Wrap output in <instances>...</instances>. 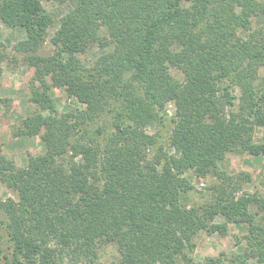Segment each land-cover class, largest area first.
Returning <instances> with one entry per match:
<instances>
[{"label":"trees","instance_id":"obj_1","mask_svg":"<svg viewBox=\"0 0 264 264\" xmlns=\"http://www.w3.org/2000/svg\"><path fill=\"white\" fill-rule=\"evenodd\" d=\"M75 2L51 39L56 51H66L68 56L51 58V69L67 83L75 72L71 53L83 51L95 39L96 21L110 19L118 42L114 51H136L128 80L135 82L124 90L127 95L113 91L126 98L127 114L120 116L108 138L79 144L75 134L81 128L68 130L72 127L65 119L68 114L58 113L47 95L50 85L40 79L45 87L42 92L34 89L33 95L42 109L49 110L22 124L25 133L44 130L41 138L46 151L29 155L22 170L0 157V177L16 192V198L0 202V264H96L101 242L114 243L118 252L115 259L101 264H179L183 260L196 264L191 262L197 231L224 233L227 223L241 221L249 228L246 247L230 264H248L249 256L254 264H264V205L251 211L252 195L242 191L235 196L241 190L236 180L248 181L250 174L240 173L235 180L218 165L236 147L252 154L262 151L252 141V132L264 125V85L255 89L254 71L231 65L249 55L264 64V43L259 42L260 48L253 43L258 31L252 26V17L264 13V0ZM0 20L26 32V38L15 45L20 51L38 50L51 23L41 0H0ZM112 20L121 27L116 29ZM241 30L244 36L237 33ZM176 44L178 49H173ZM253 51L262 52L255 55ZM163 59L182 70L181 81L169 76ZM157 61L161 73H156L158 66L152 68ZM35 66L39 65L35 62ZM157 82L160 87L155 86ZM70 87V94L88 104L91 96L96 97L93 88L86 91L73 83ZM238 88L239 95L229 91ZM136 95L143 97L130 99ZM166 100L174 101L173 117L150 114L153 105L161 107ZM152 116L158 139L151 143L161 149L159 143L166 142L172 125L170 145L183 157L165 154L148 159L137 134ZM89 125L96 136H103L99 121ZM182 165L193 168L200 178H216L209 187L211 202H183L192 184L176 173ZM257 213L261 214L258 220ZM217 215L224 221L215 223Z\"/></svg>","mask_w":264,"mask_h":264},{"label":"rangeland","instance_id":"obj_2","mask_svg":"<svg viewBox=\"0 0 264 264\" xmlns=\"http://www.w3.org/2000/svg\"><path fill=\"white\" fill-rule=\"evenodd\" d=\"M75 1L41 0L42 7L51 17V23L47 27L44 44L36 51L16 50L15 45L26 38V32L19 26H10L0 20V50L3 53V57L0 59V157H5L19 170L26 168L29 155L42 154L46 151V144L41 138L44 130L41 128L37 133H25L22 124L27 118L38 113L46 114L45 111L49 110L48 108L42 109L33 95L34 89L42 92L45 87L40 79L43 78L45 83L50 85L47 95L55 103L58 113L68 114L65 119H69L67 123L72 126L68 130L76 132L77 129L81 128L75 134V138H77L75 142L79 144H94L95 141H103L104 137L108 138L116 122L121 121L120 116L127 114L124 111L127 104L126 98L120 93L115 95L113 91L116 89L118 92H124V90L129 89L131 83L135 82L133 78L131 81L128 80L129 75L132 74V69H134L136 51H114L118 47V42L112 34L110 19L96 21L95 39L90 41L83 51L71 53L75 59V72L67 83L61 79L58 80L59 76H55L54 73L56 72L51 69L49 64L51 58L63 59L68 56L66 51H60V53L56 51L57 47L51 39L59 28L62 17L73 11L76 5ZM93 5L96 4L93 3ZM190 7L193 12H196L195 7ZM112 21H114L116 29L118 26L121 27L120 23L117 24L115 20ZM252 26L258 31V36L256 35L253 43L257 45V48H260L259 42L264 43V34L259 30L260 28L264 30V13L252 17ZM237 33L244 36L242 30ZM176 45L173 46V49H178L179 45ZM261 52L253 51L252 54L257 55ZM156 54L159 55L157 52ZM249 57L250 55L246 56L245 60H236L231 67L238 65L245 71H254L253 85L255 89H259L264 85V64L255 58L249 59ZM34 61L39 65L37 68ZM163 61L164 64H167L169 76L176 81H181L184 76L182 70L175 63L169 64L165 59ZM156 66H158L156 73L158 71L161 73L162 69L158 61L157 63L152 62V68L155 69ZM153 73L155 72L152 71V76H154ZM154 77L155 81L157 78L159 81V76L155 75ZM70 83L85 87L86 91L93 88L96 97L91 96L89 104L84 100H79L70 94ZM155 86L160 87L159 82ZM232 90L229 91L234 95L241 93L239 88ZM124 94L127 95L125 92ZM141 97L143 96L136 95L130 99L136 98L137 101ZM235 102H239L237 97ZM151 113L165 115L169 120L175 114L174 101L166 100L161 107L159 104L153 105L150 108ZM96 120L104 127L103 136H96L93 127L89 125ZM124 121L127 123L128 120L126 121L124 117ZM84 124L86 125L84 126ZM171 128L172 125L166 135V142L159 143L161 149L157 148L158 144L154 146L151 143L158 135L154 117L152 116L148 123L140 128L137 138L140 139V146L148 159H153L157 155L162 157L165 154L174 155L176 158L183 157V153L176 152L170 145ZM143 139L146 144H143ZM252 141L261 145L262 151L259 154H252L236 147L235 150L227 152L218 161V165L228 175L235 177V180L240 176V173L247 172L250 174L248 181L236 180L240 181L236 183L237 190L239 188L241 190L236 191L235 196H240L242 191L252 195L254 202H251L249 206L250 210L254 211L258 210V205H264L263 124L254 127ZM176 173L186 177L192 184V189L183 196V202L186 205H203L213 200V194L209 187L217 182L214 176L208 175L205 178H200L195 174L193 168L184 165L178 166ZM9 197L16 198V192L0 177V202L6 201ZM258 200L261 202H257ZM260 215L257 213L256 220ZM213 221L215 223L223 222L224 217L217 215ZM248 233V224L244 221L227 223V230L224 233L197 231L192 238L194 248L191 263L202 264L213 259L211 264L220 262L230 264V260L235 259L237 254L243 255L242 251L246 247ZM99 246L97 263L101 264L117 257V247L114 243L101 242ZM246 261L248 264L255 263L254 257L250 256L246 258ZM179 264H184V260Z\"/></svg>","mask_w":264,"mask_h":264}]
</instances>
